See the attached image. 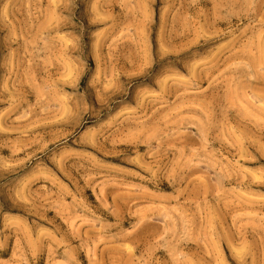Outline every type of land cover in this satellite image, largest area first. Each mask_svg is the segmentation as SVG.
Wrapping results in <instances>:
<instances>
[{
    "label": "rangeland",
    "instance_id": "1",
    "mask_svg": "<svg viewBox=\"0 0 264 264\" xmlns=\"http://www.w3.org/2000/svg\"><path fill=\"white\" fill-rule=\"evenodd\" d=\"M0 264H264V0H0Z\"/></svg>",
    "mask_w": 264,
    "mask_h": 264
}]
</instances>
